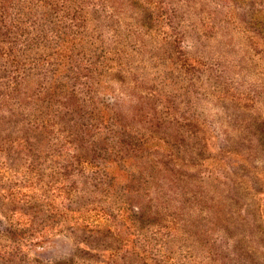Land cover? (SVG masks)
<instances>
[{
  "label": "rangeland",
  "instance_id": "374dc122",
  "mask_svg": "<svg viewBox=\"0 0 264 264\" xmlns=\"http://www.w3.org/2000/svg\"><path fill=\"white\" fill-rule=\"evenodd\" d=\"M0 264H264V0H0Z\"/></svg>",
  "mask_w": 264,
  "mask_h": 264
}]
</instances>
